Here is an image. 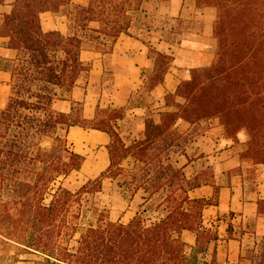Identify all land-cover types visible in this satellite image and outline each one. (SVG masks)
<instances>
[{
    "label": "trees",
    "instance_id": "16d2710c",
    "mask_svg": "<svg viewBox=\"0 0 264 264\" xmlns=\"http://www.w3.org/2000/svg\"><path fill=\"white\" fill-rule=\"evenodd\" d=\"M85 1L81 6L71 0H13L9 12L0 15V38L16 51L9 67H4L10 73V94L0 107V236L21 254L40 255L33 264H219L214 249L209 261L204 258L218 238L201 223L203 207L215 202L187 197L185 176L171 156L187 136L174 124L178 119L193 125L215 118L228 138L246 133L242 161L264 164V0H195L200 8L216 9L214 60L192 70L175 94L165 97L173 111L163 113L159 124L147 118L142 137L129 146L116 130L122 110L98 108L87 120L79 103H72L68 114L52 108L55 100L69 97L76 80L88 70L80 60L83 40L108 52L120 35H129L134 15L146 16L149 5L145 0ZM68 8L64 16L73 25L72 34L41 29L42 13ZM152 54L156 65L149 88L162 81L171 60ZM176 96L182 104L175 102ZM70 127L108 135L109 166L76 192L59 186L45 205L50 185L78 171L84 160L60 135ZM126 156L140 165L131 181L146 195L144 204L165 194L156 207L161 215L147 222L139 211L123 224L100 213L95 225L80 229L82 195L99 192L103 179L115 178L111 170ZM257 214L264 216V201L257 202ZM183 231L195 234L193 247L181 239ZM75 234L79 237L70 249ZM242 252L237 264L243 259L264 264V238L245 257Z\"/></svg>",
    "mask_w": 264,
    "mask_h": 264
},
{
    "label": "crops",
    "instance_id": "0c3cea01",
    "mask_svg": "<svg viewBox=\"0 0 264 264\" xmlns=\"http://www.w3.org/2000/svg\"><path fill=\"white\" fill-rule=\"evenodd\" d=\"M0 4V15L10 10V3ZM155 3L159 18L170 22L155 27L146 37L120 35L108 52L97 51L89 43H82L80 60L88 70L82 74L67 99H57L52 108L60 113H70L72 103L82 107L84 119H93L97 109L122 110L116 121V130L123 140L134 141L142 137L145 120L160 123L161 115L172 112L165 97L174 95L179 84L190 77L194 69L209 66L214 60L216 41L213 24L214 7H198L195 0H147ZM72 4L85 5V0H71ZM70 22L59 13L44 12L40 15L41 29L66 36L72 34ZM173 23V24H172ZM7 39L0 38V59L11 62L16 51L6 46ZM170 57L162 81L152 88L149 80L155 73V55ZM10 94V73L0 66V107ZM175 102L183 103L176 96ZM174 129L192 137L190 151L183 150L178 160L185 176L186 195L190 200H212L204 206L201 223L205 229L216 233L217 241L210 248L215 250L219 264H237L246 238H264V216L257 214V202L264 201V164L254 165L242 161L240 154L246 148L244 131L236 139L228 138L215 118L197 124L178 119ZM65 137L72 150L83 156L78 172L85 180H93L109 166L107 146L109 137L96 130L70 127ZM252 167L253 172L247 169ZM110 183L102 180V189ZM136 193L130 207L144 202L146 195ZM130 219L134 215L133 212ZM128 222V221H127ZM127 222L123 223L126 224ZM231 227V234L228 227ZM189 246L195 245V234L181 233Z\"/></svg>",
    "mask_w": 264,
    "mask_h": 264
},
{
    "label": "rangeland",
    "instance_id": "374dc122",
    "mask_svg": "<svg viewBox=\"0 0 264 264\" xmlns=\"http://www.w3.org/2000/svg\"><path fill=\"white\" fill-rule=\"evenodd\" d=\"M148 2L149 5L146 6V16H133V23L130 29L128 30L129 35L136 37H146V33L153 32L155 27H160L164 24H170V22H167L166 20L157 16L155 3L150 1ZM70 9L71 8L63 9L62 11H60L59 14L64 16L65 11H68ZM70 23L68 24V26L72 29L73 25ZM92 26L95 25L92 24ZM83 41L84 43H89L97 51L104 53V51H102L101 49L102 47H96L95 44H92L87 39ZM0 66L9 67V64L4 63L2 60H0ZM60 135L65 136L64 132H60ZM192 139V137H186L185 143L182 142L181 148L177 150L176 154L172 153V158L176 159L177 162H182L183 160H178V157L181 151L185 150L186 147L190 151L189 148L191 146ZM123 143L125 146H129L132 141H126ZM139 168L140 165H138L131 156H126L119 162L117 167L111 170V173L115 172L117 176H115V178L113 179L105 178V181L110 183L109 186H105V188L103 189L101 187L99 192L86 193L82 195L79 207L80 219L78 221L80 229H83L89 225H95L98 215L100 213L104 216V218L108 219L109 221L119 223H125L130 220L131 214L128 213L130 211H134L135 213L139 211L142 212V216L147 220V222L155 221L161 215L159 209H157L156 207L159 202H161V198L165 196L164 193L156 194L146 204L137 200L138 206L134 207L133 205V207L129 209L130 201H132L136 193H141V196L144 193L142 190L134 189V184L131 181L132 173H136ZM87 181L88 180H85L78 171H73L66 177H60L50 185V189L44 196L43 203L45 205L49 204L51 200V195L59 186L64 187L72 192H76ZM91 187L92 186H89L88 189H90ZM184 187H186L185 183ZM78 237L79 234H75L73 240L68 243V247L70 249L75 246V240ZM260 241L261 239H255L252 237L246 238L243 242L242 247L243 257H245L248 251L254 248V243L258 244L260 243ZM18 249L19 248L13 242L7 241L0 236V264H33L34 261L41 259V256L37 254H21ZM211 254L212 249L209 248V251L204 255V258L209 261L211 259ZM242 264H249V261L243 259Z\"/></svg>",
    "mask_w": 264,
    "mask_h": 264
}]
</instances>
